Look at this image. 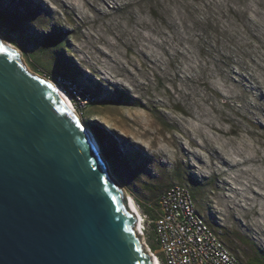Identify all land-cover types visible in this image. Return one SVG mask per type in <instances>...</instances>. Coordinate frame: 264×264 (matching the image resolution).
Returning a JSON list of instances; mask_svg holds the SVG:
<instances>
[{
    "label": "rangeland",
    "instance_id": "1",
    "mask_svg": "<svg viewBox=\"0 0 264 264\" xmlns=\"http://www.w3.org/2000/svg\"><path fill=\"white\" fill-rule=\"evenodd\" d=\"M0 38L91 97L72 102L135 203L183 184L238 261L264 251V0H0Z\"/></svg>",
    "mask_w": 264,
    "mask_h": 264
},
{
    "label": "water",
    "instance_id": "2",
    "mask_svg": "<svg viewBox=\"0 0 264 264\" xmlns=\"http://www.w3.org/2000/svg\"><path fill=\"white\" fill-rule=\"evenodd\" d=\"M0 45V264H152L67 98Z\"/></svg>",
    "mask_w": 264,
    "mask_h": 264
},
{
    "label": "built area",
    "instance_id": "3",
    "mask_svg": "<svg viewBox=\"0 0 264 264\" xmlns=\"http://www.w3.org/2000/svg\"><path fill=\"white\" fill-rule=\"evenodd\" d=\"M53 83L74 104L92 102L90 96L77 98L72 82ZM139 224V235L150 239L149 245L144 241L148 253L158 254L160 264H243L199 215L190 188L183 184L167 188L158 198L153 219L141 212Z\"/></svg>",
    "mask_w": 264,
    "mask_h": 264
},
{
    "label": "trees",
    "instance_id": "4",
    "mask_svg": "<svg viewBox=\"0 0 264 264\" xmlns=\"http://www.w3.org/2000/svg\"><path fill=\"white\" fill-rule=\"evenodd\" d=\"M2 21L5 20H11L12 23L19 25V23H21V21L26 18V15L21 14V16L19 15H15V16H10L7 13L2 14ZM44 47L46 48H50V47H55L57 45L56 41L53 39L47 40L44 42ZM123 99L122 96H119V98L116 100L117 102H121ZM161 194H159V191L156 192H151L150 195L145 196L144 199L146 202L144 203H140L138 202L139 198L134 195L135 201L138 204V207L142 208V213L145 214L146 216H148L150 219H153L154 217V211L155 208L157 206V202H158V198ZM226 238H228V241L233 244V242L231 241V239L229 238L228 235H225ZM238 237L242 240L241 236L238 235ZM245 242V241H244ZM245 247L249 248L251 250V255L247 256V260H246V264H264V251L262 249H260L259 247H257L256 245H254L252 242L247 241L245 242ZM153 250H156V247L152 244L151 245ZM244 251V250H243ZM246 254V253H245Z\"/></svg>",
    "mask_w": 264,
    "mask_h": 264
},
{
    "label": "bare ground",
    "instance_id": "5",
    "mask_svg": "<svg viewBox=\"0 0 264 264\" xmlns=\"http://www.w3.org/2000/svg\"><path fill=\"white\" fill-rule=\"evenodd\" d=\"M25 65H26V63H25ZM26 67H27V69L32 73L31 69H29V67H28L27 65H26ZM35 74H36V73H35ZM38 76H39V75H38ZM40 77H41V76H40ZM53 84H54V83H53ZM54 86H55L56 89H58V90L60 89L57 85H54ZM59 91H60V90H59ZM66 98H67L69 104L71 105L73 111L75 112V114H76L77 117L79 118V121L81 122L82 125H84V124H83L84 122L82 121V119L80 118V116H79L77 110L75 109L76 107L74 106L73 102H72V101H69V99H68L67 96H66ZM84 126H85V125H84ZM93 139L95 140L94 137H93ZM97 145H98V144H97ZM126 197H127V200H128V205H129L130 209L132 210V212H134L136 216L141 217V214L139 213L138 208H137L136 203L134 202L133 198H132L128 193H126ZM140 225H141V224H139V219L137 218V226H138V228L136 227V228H137V229H136L137 232H139L138 230H139V226H140ZM138 234H140V233H138ZM148 252H149V251H148ZM149 254H150L151 259H152V264H160V261H159L158 257L156 256V254H155L153 251H151Z\"/></svg>",
    "mask_w": 264,
    "mask_h": 264
},
{
    "label": "snow or ice",
    "instance_id": "6",
    "mask_svg": "<svg viewBox=\"0 0 264 264\" xmlns=\"http://www.w3.org/2000/svg\"><path fill=\"white\" fill-rule=\"evenodd\" d=\"M2 48H3V46H2V45H0V50H2Z\"/></svg>",
    "mask_w": 264,
    "mask_h": 264
}]
</instances>
